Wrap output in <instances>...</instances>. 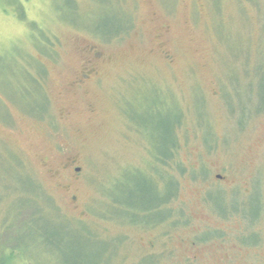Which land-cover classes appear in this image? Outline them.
I'll use <instances>...</instances> for the list:
<instances>
[{
  "label": "rangeland",
  "instance_id": "obj_1",
  "mask_svg": "<svg viewBox=\"0 0 264 264\" xmlns=\"http://www.w3.org/2000/svg\"><path fill=\"white\" fill-rule=\"evenodd\" d=\"M262 98L264 0H0V264H264ZM180 116L178 164L158 169L189 222L132 223L117 213L176 188L154 153Z\"/></svg>",
  "mask_w": 264,
  "mask_h": 264
},
{
  "label": "trees",
  "instance_id": "obj_2",
  "mask_svg": "<svg viewBox=\"0 0 264 264\" xmlns=\"http://www.w3.org/2000/svg\"><path fill=\"white\" fill-rule=\"evenodd\" d=\"M100 1L102 4V0H100ZM252 1H256V0H252ZM108 3L110 4L109 1H108ZM104 4H107V3H104ZM109 4H107V5H109ZM115 4L116 3H113L112 5H115ZM19 18L25 21L26 16L23 12H20ZM29 26H30V31L32 32V35L34 37V45L39 50V52L42 55L46 54V56L50 55V54L53 55V50L47 41L48 36L45 35L44 32H41L42 38L39 37L40 35H38L36 32V30L39 29V26L37 27L35 22H30ZM131 26L132 25L130 24V20L129 21L126 20V21H123V23H121V26L119 27V29L117 27L116 29H114L115 31L111 32V34L102 33L99 30H98L99 31L98 33L104 38L105 41L106 40L109 41V39L117 38L118 36H120L119 34L122 32H128V30H130ZM22 58L24 60V56H22ZM26 61H28L29 63L34 62V64L37 65V69H39L40 71L43 69V66L41 65L42 64L41 60L36 56L35 57L28 56L26 58ZM22 67L24 68L25 65ZM18 68H20V67H18ZM21 71H23V70L20 68V72ZM29 80H30V78H29ZM31 80L32 81L29 82V85L33 84L32 86H37L36 84H38V83L34 79H31ZM21 85H22V83L19 82V88ZM34 90L35 89L31 90L27 85H24L22 88H20L21 93L16 98L24 110H28V111L34 112V113L39 112V114L42 115V111L45 109V105H47V103H46L47 100H46L45 96H43V93L41 91L39 93L38 91H34ZM39 94H41V97L39 96ZM259 100H261V104L259 106H257V109L255 110V112L256 111L259 112V111L264 110V98L259 99ZM230 102H231V100H230ZM31 103H32V105L30 106ZM6 116H7V112H5V116H1V117L5 119ZM129 116L131 117V119L133 121L137 120L136 117L132 113L129 114ZM171 119L172 120H170V124H168V126L165 125V127H164L165 132H166L165 133L166 137L168 136L167 140H166L167 145H165L162 149L161 148L157 149L158 151H156V153H154V157L157 161L156 166L159 164L157 166V171L160 174L159 177L164 181V186H166L169 183V181H171L172 184H176V188L174 191L169 192V193H164V192L158 193L155 190L154 191V197H155L154 207H150L147 210L140 211L137 209L138 207L132 206V207L127 208L124 211L122 210L121 212L117 213L121 217L126 218L128 221H131L132 223L137 222V223L144 224V222H146V223L156 224V223H163L164 221H167V220H171L172 221L171 228H174V226L178 225L180 222H183V224H186L189 222V219L182 221L183 220V213H181L180 216H178L179 213H177V215L175 216V213L172 209L165 208V206L170 201V199H172L174 197V195H176L178 187H177V183L174 181V179L172 180L171 176L168 178V174H166L165 171L163 172L162 169L159 171V169H158V167L165 169L168 166L171 168L174 163L178 164L177 154H178V150L180 148V141L178 140L177 129L181 123V121H180L181 116L179 117V119L178 118H171ZM138 123H140V125H142V122H138ZM13 168H14V170H13ZM4 171H7L9 174H12L14 176L16 175L18 180H20L23 177L24 178L27 177L22 173V171H20V169L17 166H12V168L7 167V169L5 167L3 172ZM2 175H3V173H2ZM3 177H5V179H6V176L3 175ZM0 178H1V175H0ZM30 190L31 189H29V191H27V193L30 192ZM34 190H37V189H34ZM34 190H31V191H34ZM209 197L211 198L210 195H209ZM28 200H31V199L28 198ZM255 206H256V209L252 210L253 212L251 210L246 211L245 209H241V211L244 214H246L247 217H248L247 213H249V215L251 214L253 218L258 217V213L261 209H260V206L258 203L255 204ZM149 209H151V210H149ZM233 211H240V209H238V208L236 209V207H235L234 209H232L231 212H233ZM219 212L222 215H224V217H227L229 215V213H231V212L225 213V212H221V211H219ZM153 213H154V215H155V213L158 214L159 217H157L153 221L152 220L149 221L148 219L151 218ZM32 214H34V211H32ZM117 214H115V215H117ZM136 216H138L139 219H136L135 218ZM87 233H88V231H87ZM208 236H209V234L206 235L205 237H203V240L205 238H208ZM252 242L256 243L255 240H252ZM149 257H152L153 261H151L147 264H152V262H155L156 259H155L154 255H150ZM7 262H10L9 257L6 260H4L3 263L8 264Z\"/></svg>",
  "mask_w": 264,
  "mask_h": 264
},
{
  "label": "flooded vegetation",
  "instance_id": "obj_3",
  "mask_svg": "<svg viewBox=\"0 0 264 264\" xmlns=\"http://www.w3.org/2000/svg\"><path fill=\"white\" fill-rule=\"evenodd\" d=\"M82 81H83V79H82ZM79 170H80V168H78V171H79ZM72 199H73V200H77V196H76V195H73V196H72Z\"/></svg>",
  "mask_w": 264,
  "mask_h": 264
},
{
  "label": "water",
  "instance_id": "obj_4",
  "mask_svg": "<svg viewBox=\"0 0 264 264\" xmlns=\"http://www.w3.org/2000/svg\"><path fill=\"white\" fill-rule=\"evenodd\" d=\"M218 177H220V176H218Z\"/></svg>",
  "mask_w": 264,
  "mask_h": 264
}]
</instances>
